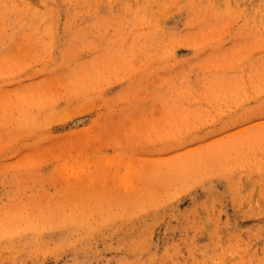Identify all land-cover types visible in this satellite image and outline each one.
I'll list each match as a JSON object with an SVG mask.
<instances>
[{
  "label": "rangeland",
  "instance_id": "obj_1",
  "mask_svg": "<svg viewBox=\"0 0 264 264\" xmlns=\"http://www.w3.org/2000/svg\"><path fill=\"white\" fill-rule=\"evenodd\" d=\"M0 264H264V0H0Z\"/></svg>",
  "mask_w": 264,
  "mask_h": 264
}]
</instances>
